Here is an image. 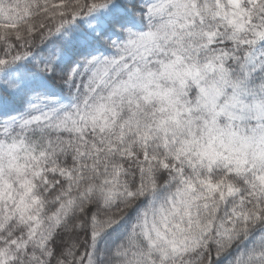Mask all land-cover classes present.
<instances>
[{"label":"snow or ice","instance_id":"obj_1","mask_svg":"<svg viewBox=\"0 0 264 264\" xmlns=\"http://www.w3.org/2000/svg\"><path fill=\"white\" fill-rule=\"evenodd\" d=\"M0 264H264V0H0Z\"/></svg>","mask_w":264,"mask_h":264}]
</instances>
